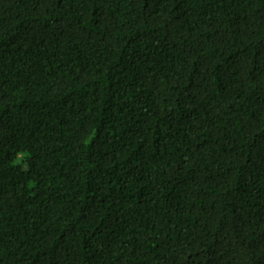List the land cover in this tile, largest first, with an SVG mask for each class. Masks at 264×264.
Wrapping results in <instances>:
<instances>
[{
    "label": "trees",
    "instance_id": "obj_1",
    "mask_svg": "<svg viewBox=\"0 0 264 264\" xmlns=\"http://www.w3.org/2000/svg\"><path fill=\"white\" fill-rule=\"evenodd\" d=\"M0 264H264V0H0Z\"/></svg>",
    "mask_w": 264,
    "mask_h": 264
}]
</instances>
